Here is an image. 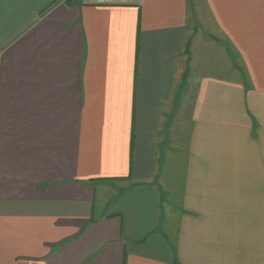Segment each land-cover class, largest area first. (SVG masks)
<instances>
[{"label":"crops","instance_id":"obj_1","mask_svg":"<svg viewBox=\"0 0 264 264\" xmlns=\"http://www.w3.org/2000/svg\"><path fill=\"white\" fill-rule=\"evenodd\" d=\"M0 264H264V0H0Z\"/></svg>","mask_w":264,"mask_h":264}]
</instances>
